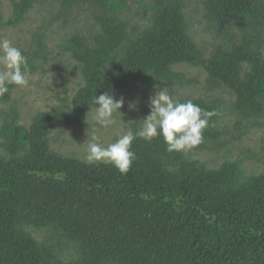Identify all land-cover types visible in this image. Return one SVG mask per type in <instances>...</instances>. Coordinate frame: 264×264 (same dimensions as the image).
<instances>
[{
	"label": "trees",
	"instance_id": "16d2710c",
	"mask_svg": "<svg viewBox=\"0 0 264 264\" xmlns=\"http://www.w3.org/2000/svg\"><path fill=\"white\" fill-rule=\"evenodd\" d=\"M8 1L11 16L4 23L0 14V29L20 26L46 0ZM56 1L48 25L20 48L26 75L44 73L52 23H67L87 6L89 27L65 35L60 47L82 85L69 105L35 113L27 127L15 107L0 111V264H264V152L262 172L246 177L241 160L209 170L184 152L169 153L162 137H137L136 159L121 174L57 153L49 138L53 126L81 130L96 95L189 85L175 71L182 65L205 73L207 93L231 94L240 121L264 127V0H202L206 28L217 39L206 56L189 35L187 0ZM18 88L10 85L0 104ZM189 100L215 113L203 132V142L215 146L219 103L180 102ZM138 105L133 132L146 115L143 101ZM28 230L48 237L38 242ZM68 248L73 257L65 262Z\"/></svg>",
	"mask_w": 264,
	"mask_h": 264
},
{
	"label": "rangeland",
	"instance_id": "374dc122",
	"mask_svg": "<svg viewBox=\"0 0 264 264\" xmlns=\"http://www.w3.org/2000/svg\"><path fill=\"white\" fill-rule=\"evenodd\" d=\"M202 0H187L184 7V14L189 25V35L196 47L205 56L208 55L216 44V36L206 28V23L202 14ZM132 14L135 15L137 5H132ZM57 12V1L46 0L43 5L35 6L28 12L24 23L17 27H2L0 38L7 37L12 43L20 48H24L30 41L33 32L38 31L42 25L47 26L51 14ZM0 14L2 20L7 22L11 16V5L8 0H0ZM90 10L86 7L74 9L67 19V23H52L49 27L47 45L50 51V60L44 68L42 74H28L29 87L18 88L11 95V102L0 104V111H6L10 106L15 107L20 115L19 125L28 126L31 118L37 112H48L52 108H61L62 101L66 105L70 104L74 92L82 85L79 73L76 71V64L61 50L62 40L65 35L74 30L85 32L90 25ZM136 20L133 16L128 21ZM175 71L182 73L190 84L186 86L160 85L153 91H120L113 96L119 100L123 98L124 104L120 112L114 114L115 124L102 128L95 120V113L91 111L83 123L81 130L69 127L53 126L49 131L51 150L86 161L88 143L94 142V137H99L100 143L107 146L115 142L118 134H124L131 129L134 121V114L137 112L140 101L146 106V115L139 123L150 115V98L156 94L157 89L167 88L174 100L183 101L191 98L215 99L220 107L219 131L221 137L213 146L211 143H202L201 150L191 149L186 157L204 166L206 169H217L225 161H242V170L246 177L257 175L262 172L259 159L264 152V127L257 122L240 121L234 110V97L224 89H219L213 94L205 90L206 75L199 69L186 65L176 67ZM94 109V108H93ZM1 152V147H0ZM28 232L38 241H43L48 236L47 231ZM61 259L68 262L73 257V251L62 250Z\"/></svg>",
	"mask_w": 264,
	"mask_h": 264
},
{
	"label": "clouds",
	"instance_id": "9594fccd",
	"mask_svg": "<svg viewBox=\"0 0 264 264\" xmlns=\"http://www.w3.org/2000/svg\"><path fill=\"white\" fill-rule=\"evenodd\" d=\"M27 58L7 37L0 38V97L9 92V86L29 87L26 76ZM123 98L117 100L110 91L104 92L93 99L95 120L102 128L115 124L114 114L123 107ZM150 115L142 122L136 132L129 129L118 134L113 143L104 146L94 137L88 143L86 162L88 164H109L121 174H127L136 159L132 149L134 140L139 137L147 141L162 137L167 151L187 152L203 143V132L208 127L209 118L214 112L203 110L192 101L179 102L174 100L167 88L157 89L150 98Z\"/></svg>",
	"mask_w": 264,
	"mask_h": 264
}]
</instances>
